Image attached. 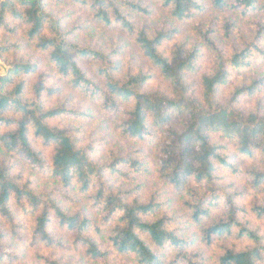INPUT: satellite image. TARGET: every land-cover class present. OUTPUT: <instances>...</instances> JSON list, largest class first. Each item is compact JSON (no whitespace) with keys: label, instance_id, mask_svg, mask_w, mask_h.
<instances>
[{"label":"trees","instance_id":"1","mask_svg":"<svg viewBox=\"0 0 264 264\" xmlns=\"http://www.w3.org/2000/svg\"><path fill=\"white\" fill-rule=\"evenodd\" d=\"M202 1L0 3V30L17 34L19 23L27 44L22 49L6 37L0 46V59L15 58L0 77V217L9 231L0 229V264L23 258V250L30 256L21 264H206L196 243L209 247L233 232L247 246H222L216 264H264V202L250 207L260 225L239 219L245 210L219 186L217 174L218 167L236 168L213 140L232 142L238 157L258 153L264 167V0H207L210 12L228 15L194 24L207 8ZM64 5L72 7L66 16L57 11ZM75 10L83 20L71 17ZM188 21L194 26L185 36L181 24ZM108 31L124 36L114 39ZM129 39L169 84V94L146 90L150 70H124ZM29 48L96 107L50 103L62 89L46 83V72L30 80L38 62L17 58ZM203 49L211 64L199 75L198 94L189 77ZM234 71L252 76L221 100L219 90L231 85ZM242 100L251 106L242 109ZM172 114L185 116L180 130L168 125ZM111 126L131 149L108 145ZM146 144L153 146L151 161L142 155ZM149 164L162 183L150 196ZM245 174L254 189L264 183V171ZM175 202L181 205L172 208ZM219 209L222 217L211 221Z\"/></svg>","mask_w":264,"mask_h":264},{"label":"rangeland","instance_id":"2","mask_svg":"<svg viewBox=\"0 0 264 264\" xmlns=\"http://www.w3.org/2000/svg\"><path fill=\"white\" fill-rule=\"evenodd\" d=\"M203 4L206 5V10L204 11V13L202 14V16H198L195 20H194V24L202 19H208L211 20L212 17L214 19V21H217L216 16L219 18L220 21L223 20V18H226V16L228 15V13H212L210 12L211 9L209 8V4L207 2V0H203L202 1ZM50 6V9H54V6ZM62 9L57 10L59 15L62 16H66L68 14L67 11H71V6L69 5H64L63 7H61ZM217 13V12H216ZM74 16H71L73 18L75 17H79V20H83L84 19V14L81 13L79 10H75L74 13L72 14ZM70 20V19H69ZM77 20V19H76ZM78 21V20H77ZM79 22V21H78ZM193 22V21H192ZM188 21V22H184L183 24H181L182 28H183V35H187L189 33V30L191 29V27L194 26V24ZM219 23V22H218ZM14 25H16L17 28V34H12L9 33L8 31H3L0 30V39L2 41H0V46H5V40L6 37L8 40H12V42H22V44H24V46H22V49L25 48L27 46L24 38L22 36H20V34L22 35V26H20L19 23H15ZM240 26V31H245V23H239ZM109 36L113 37L114 39L118 38L119 36H124L122 34H120L119 32H115V35H113V31H108L107 33ZM181 35L179 37H177L176 42L180 41L181 38H184V36ZM125 42H127V40H124ZM130 42V46L127 44V46L125 47V49L123 51H125L124 54V70L129 69L130 66H132L134 69H138V68H142L143 70H150L152 73V79L149 81L146 90L147 91H155V90H159V91H163L165 93H170V86L169 84L163 80V78L161 77V75L159 74V72L157 70H155L153 67H151L150 63H148L144 57L142 56L141 52L136 48V46L134 44H132L131 40L129 39ZM174 42V43H176ZM173 44V43H172ZM172 44H170L169 46L171 47ZM126 45V44H125ZM31 50V48H29ZM22 57L24 59H30L31 61H36L38 62V69L36 70L35 74L30 77V80L34 81L36 79V77L43 72H46V83L48 85H54V87H57L58 89H62V94L61 96L58 95L56 97H53L52 100H50L49 98H47L48 101H50V103L52 101H67L68 103H70L72 106L75 107H89L92 106L94 107V103L88 99L87 97H85L83 94H76L75 92H73L68 85L64 82L63 79H60L58 76H54L53 75V71H51V69L46 66L45 62L43 60H41L40 55H38L34 49L32 48L31 51L29 50H20L17 51V58ZM14 56L10 55L7 60L5 59H0V64L5 67V69L8 71L9 69L12 68V63H14L15 58ZM123 57H121L122 59ZM259 63V62H258ZM210 56L209 54L206 52L205 49H203L202 51V55L200 56V59L198 60V70L194 75H190L189 79L191 81L194 82V87L195 90L197 91V93L199 94V86H198V79H199V75H201L202 73L208 71V69L210 68ZM81 66L86 70V72L89 75H93V70L90 69V67L84 63L81 62ZM3 68L0 67V77H3L4 72H3ZM261 71H264V66H261ZM251 77L252 74L250 73H245V72H237L234 71L232 74V82L231 85H229L228 87L225 88H221L219 90V97L221 100H223L228 93L231 91V89L233 87H235L236 85H238L245 77ZM242 109H247L251 106V102L247 101V100H242L241 101V105ZM96 107V106H95ZM94 107V108H95ZM185 116H177L175 114L171 115V120L168 123V125L175 130H180L182 122L185 120ZM81 122V120L75 122L73 125L79 124ZM61 125L63 123V121L59 122ZM111 133L113 134L110 139L111 141L109 142L110 146L111 143H113V145L115 147H117L116 145H121L122 147H126L127 149H131L129 145V142L127 141H122L118 136L115 135V131H114V126H111ZM213 140L219 144H222L226 147V149L223 151L222 154H224L227 157V160H229L230 163L234 164L236 170L232 171L231 169L228 168H224V167H218V177H219V186L223 189H225L227 191V193L229 194H233L236 197L234 198V202L239 205L241 208H243L245 210V212L239 214V219L245 223V222H250V226H257L260 225L261 223L259 221H256L255 219H253L254 217L251 214L250 211V207L255 204V203H263L264 202V183L261 185V187H259L258 189H254L251 187V184L249 182V179L247 177V175L245 174L247 171H251V170H259L264 171V167L261 165V160H262V156H260L258 153L256 154V156L254 158H244V157H238L235 153V149H234V145L232 142L223 139L221 136L219 135H213ZM86 141V140H85ZM118 142H120V144H116ZM100 141L96 142V148H98L99 150H104V148L106 147L105 144L99 143ZM152 147L153 146H148V144L145 145L144 147V154H142L145 158L149 159V161L152 160L153 158V152H152ZM38 148H41L40 145H38ZM47 152V151H46ZM49 154V152H48ZM149 169H150V175L147 177L146 179V194L148 196H150L151 193H154V189L155 188V184H159L160 186H162V183L160 182V174L157 171V169H155V167L151 164H149ZM18 172V170H16V173ZM43 187V185H42ZM144 190L143 189L140 193L142 195H144ZM145 196V195H144ZM181 205V203H177L175 202L172 205V208L174 207H179ZM183 212V211H182ZM181 212V213H182ZM222 211L219 209L213 213H211V219H219L220 217H222ZM23 217V216H20ZM213 219L211 221H213ZM5 221L0 217V229L1 230H5L6 232L9 233L8 231V227L7 224L5 225L4 223ZM209 222V221H206ZM206 225H208L207 223H203L201 225L195 226L193 231L194 234H199L200 230L205 227ZM193 233V232H192ZM260 234H264L263 228H261V233ZM218 243V244H217ZM247 241H241L240 239H237L236 237V233L233 232L231 234V236L227 237L224 236L223 238L219 239L218 241H216V243H214L212 246H207L205 244H203V242H197L195 247L193 249H195V252L197 253H201L204 255L205 259H206V264H216V259L221 256L222 254H224L225 250L221 249L222 246H226V248H238V249H244L247 246ZM21 254L24 255L23 258H19V260H15L12 262V264H21L23 261H28V258L30 256V252L27 250H23L21 252ZM169 257V256H168ZM119 261L120 259H116ZM113 262V260L111 261V263Z\"/></svg>","mask_w":264,"mask_h":264},{"label":"water","instance_id":"3","mask_svg":"<svg viewBox=\"0 0 264 264\" xmlns=\"http://www.w3.org/2000/svg\"><path fill=\"white\" fill-rule=\"evenodd\" d=\"M0 67L3 68V70H4L3 72H4V74H6L7 70L5 69V67H3L1 64H0Z\"/></svg>","mask_w":264,"mask_h":264},{"label":"flooded vegetation","instance_id":"4","mask_svg":"<svg viewBox=\"0 0 264 264\" xmlns=\"http://www.w3.org/2000/svg\"><path fill=\"white\" fill-rule=\"evenodd\" d=\"M5 0H0V3L4 2Z\"/></svg>","mask_w":264,"mask_h":264}]
</instances>
